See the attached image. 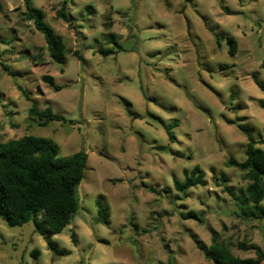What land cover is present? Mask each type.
Instances as JSON below:
<instances>
[{"label": "rangeland", "instance_id": "374dc122", "mask_svg": "<svg viewBox=\"0 0 264 264\" xmlns=\"http://www.w3.org/2000/svg\"><path fill=\"white\" fill-rule=\"evenodd\" d=\"M61 1L30 0L62 40L60 64L25 19L23 0H0V143L34 136L60 157L86 152L79 210L51 236L70 253L54 256L31 221L11 227L0 218V264H211L196 244L208 247L212 234L236 257H256L239 243L264 253V219L234 212L249 182L224 165L245 159L238 126L264 149V90L251 77L264 85V0H68L70 24L55 18ZM32 104L71 123L39 126ZM173 122L171 142L165 127ZM194 166L204 185L177 192L173 180ZM99 206L107 224L97 220Z\"/></svg>", "mask_w": 264, "mask_h": 264}, {"label": "trees", "instance_id": "16d2710c", "mask_svg": "<svg viewBox=\"0 0 264 264\" xmlns=\"http://www.w3.org/2000/svg\"><path fill=\"white\" fill-rule=\"evenodd\" d=\"M67 3L68 0L61 1L55 11V18L70 24ZM23 4L25 8L23 15L26 20L33 23L35 30L41 33L50 58L56 63H63L64 45L61 38L44 23L43 11L32 7L30 0H23ZM108 25L109 22L104 24L105 28ZM104 39L114 48L119 47L114 34L107 33ZM226 43L228 54L234 56L237 50L235 38L227 37ZM99 53L107 56L113 51L105 49ZM76 55L81 61V56ZM261 65L264 67V61ZM3 70L12 75L5 67ZM251 77L254 84L260 90H264V85L257 80L256 73H252ZM42 81L55 91L60 89L51 76H43ZM17 90L26 100H30L23 88L17 86ZM258 106L264 109V99L258 101ZM28 114L38 120L39 126H45L51 121L71 123L62 115L53 113L50 108L39 110L35 104L28 108ZM175 125L173 122L165 127L171 142L175 139L172 132ZM238 128L247 138L245 159L237 161L229 158L224 165L242 172L243 178L249 183L234 198L236 207L234 212L242 219H264V206H261L264 200V149L255 147L248 130L242 126ZM86 162L87 154L83 149L71 156L60 157L57 147L42 137L23 136L17 140L0 143V218L11 227L31 221L35 233L44 239L47 249L54 256L68 255L70 253L68 250L57 248L51 236L61 233L79 210L77 188L84 177ZM211 172L215 174L214 169H211ZM222 181L226 180L222 177ZM204 183V172L199 166H194L190 171H183L182 181L174 179L173 187L177 192L185 193L189 188ZM185 217L199 219L194 212H188ZM97 220L107 224V211L102 206L98 207ZM70 240L73 244L76 243L74 232L71 233ZM196 247L211 264H259L264 260V253L259 248L245 243H239L238 248L252 249L256 257L242 259L234 256L228 246L218 242L216 234H212L208 247L199 244H196ZM36 254L37 252H34L32 255Z\"/></svg>", "mask_w": 264, "mask_h": 264}]
</instances>
